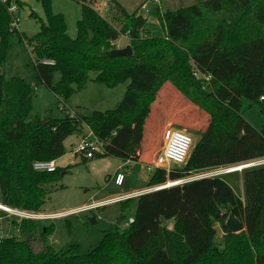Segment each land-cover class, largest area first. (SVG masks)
Wrapping results in <instances>:
<instances>
[{
    "label": "trees",
    "instance_id": "1",
    "mask_svg": "<svg viewBox=\"0 0 264 264\" xmlns=\"http://www.w3.org/2000/svg\"><path fill=\"white\" fill-rule=\"evenodd\" d=\"M73 1L81 14L71 38L63 15L53 13L52 0H36L46 21L41 20L32 37L11 28L8 7L15 3L20 9L23 3L0 0V204L40 214L47 187L66 171H37L32 164L62 157L65 139L83 125L102 144L94 158L139 161L146 119L166 82L205 111L209 121L194 132L198 138L185 164L168 172L155 169L147 188L264 159V125L256 129L243 116L245 101L264 114V0H202L167 10L158 15L164 32L160 37L145 28L138 9L128 13L112 0L123 16L117 29L94 9L98 0ZM119 35L129 38L131 55L109 54ZM23 39L35 56L32 84L4 73L14 42ZM90 72L107 87L128 82L113 109L59 119L32 114L38 86H46L66 105L85 87ZM134 199L120 203L124 208ZM136 199L134 221L122 232L106 233L87 253L76 245L55 251L46 245L52 227L29 218L14 221L20 237L0 235V264H264V164L189 180ZM230 212L243 231L227 228ZM163 219H173V227L163 226ZM215 223L223 232L221 246L215 244ZM34 236L40 250L34 248Z\"/></svg>",
    "mask_w": 264,
    "mask_h": 264
},
{
    "label": "rangeland",
    "instance_id": "2",
    "mask_svg": "<svg viewBox=\"0 0 264 264\" xmlns=\"http://www.w3.org/2000/svg\"><path fill=\"white\" fill-rule=\"evenodd\" d=\"M20 1L23 6L17 12V28L26 37H32L39 31L41 20L46 21L44 11L41 4L37 3L36 0ZM198 1L202 0H158V3L154 0H119L120 3L118 1L117 3L122 4L126 9L122 5L121 7L128 13L138 9V13L146 19L145 28L151 35L160 37L164 32L158 20V15L167 10H175ZM34 4H37L36 7H34ZM142 4L146 5L147 11L141 9ZM51 7L53 13L63 15L68 35L71 38L76 37V22L81 14V6L73 0H52ZM93 7L117 29L122 26L123 16L118 13L116 4L112 0H98ZM105 7L107 12H104ZM32 11L34 16L30 15ZM115 43L116 47L124 48L129 45V38L119 35ZM29 46L26 39H23L21 43L14 42L4 68L6 78L16 76L23 78L30 84L33 83L35 56ZM195 75L198 78L202 77L198 73ZM95 76V73H89V80L85 87L76 91L66 102L68 108L78 114L88 115L93 111H106L116 106L121 100L128 82L119 83L111 88L95 81ZM58 79L59 75L56 74L55 81H58ZM38 87L32 98L33 115H38L42 119L48 117L59 119L67 114L63 104L46 86L41 85ZM243 116L256 129H260L264 125V114L259 111L257 106L248 107L247 101L243 105ZM208 121L209 116L205 111L189 101L170 82H166L159 90L151 106V112L146 119L139 161L124 162L112 156L86 159L81 154L75 153L74 146H77L81 139L89 133L88 127L83 125L80 130L72 133L64 141L65 154L56 160V167L66 171V173L63 172L62 178L58 182L47 187L49 193L42 211L67 210L83 204L120 196L127 192L130 193V191L137 192L151 189L147 186L152 174L146 171L145 164L151 162L162 150L163 129L167 125H171L175 129L185 131L193 139L194 145L198 138L194 132L203 130ZM258 161L264 163V159H261L229 167L213 168L191 178L194 179L211 173L219 174L228 168L250 163L253 166L252 164H256ZM117 172L124 173L125 181L123 185H117L114 182ZM219 175H222V173ZM239 190L241 191L240 187ZM134 198L124 208L120 202H115L96 209L71 213L63 217L34 220H39L43 227H52L46 245L55 251L65 252L70 245H76L81 253H87L101 242L106 233L122 232L127 228L123 224L129 217L134 215L137 197ZM120 214L124 218L120 224H117ZM92 216L96 218L95 223L89 221ZM22 218L24 219V217H17L0 209V235L3 237L17 236L19 238V228L14 224V221L19 222ZM162 224L167 228H172L174 220L163 219ZM215 228L217 231L215 244L221 246L223 232L218 223H215ZM34 245L35 250L41 249L38 236H34Z\"/></svg>",
    "mask_w": 264,
    "mask_h": 264
},
{
    "label": "built area",
    "instance_id": "3",
    "mask_svg": "<svg viewBox=\"0 0 264 264\" xmlns=\"http://www.w3.org/2000/svg\"><path fill=\"white\" fill-rule=\"evenodd\" d=\"M3 1H5V0H3ZM154 2L158 3V0H154ZM141 9H145L147 11L146 5L142 4ZM8 12L13 19L12 24H11V28L18 30L17 24H16V21L18 20V16H17L18 8L15 5V3H12L8 7ZM29 49H31V51H32L31 46H29ZM203 78L206 80L209 79L208 76H204ZM63 108H65L66 113L70 117H74V115L76 113L75 111L71 110L66 105H63ZM162 141H163L162 150L153 158V160L150 163L145 164L146 165V171H148L149 173L154 172L155 169H157V168H163L168 172L172 168V166L184 165L188 156H189V153L192 149V145H193V139L191 138V136L188 133H186L183 130L175 129L172 126H168L163 130ZM101 151H102V144L94 136L93 132L90 129H89V133L81 139L80 143L77 146L74 147V152L81 154L83 156V158H86V159L92 158L94 156L95 152H101ZM257 164H264V163L258 161L256 164L253 163L252 165H257ZM32 166H33L34 170L46 171V172H53L56 168L55 162L53 160H50V161H47V160L34 161ZM229 171H230V168L226 169L225 171H223L221 173L223 174V173H227ZM221 173H219V174H221ZM219 174L211 173L209 175H204V176L212 177V176H217ZM199 177H201V176H199ZM123 180H124V173L117 172L116 177H115V184L122 185ZM189 180H193V178H188L186 180H178V181H181L180 184H182V183L189 181ZM174 182H177V181H174ZM169 183L170 182H167L166 184L156 186V187H153L151 189L144 190V191L126 193V194L116 196V197H113V198H110V199H107V200H104L101 202L85 205L83 207H80L77 210H70V211H66L63 213H59V214H48V215L42 214L41 215V214H34V213H28V212H24V211H20V210H15L12 208H9L8 210H4V209H1V210H4L5 212H8V213H10L14 216H17V217H24V218H29V219L56 218L58 216L63 217V216L69 215L71 213H77V212L87 211L90 209H96V208H99L101 206H104V205H107L110 203L122 202V201L129 199V198L138 197L139 195L146 193L148 191H154V190H158L161 188L169 187L168 186ZM171 183H173V182H171ZM133 221H134V218L129 217L128 220L126 222H124L123 225L125 227H128Z\"/></svg>",
    "mask_w": 264,
    "mask_h": 264
},
{
    "label": "water",
    "instance_id": "4",
    "mask_svg": "<svg viewBox=\"0 0 264 264\" xmlns=\"http://www.w3.org/2000/svg\"><path fill=\"white\" fill-rule=\"evenodd\" d=\"M37 4H34V7H36ZM111 56H129L132 54V49L130 47V45H127L126 47L124 48H115L113 50L110 51L109 53ZM47 121H43V124H45ZM248 167V166H247ZM246 168V167H244ZM232 171H240L238 170L237 168L233 167L232 170H230L229 172H232ZM203 177H206V176H201V177H198V178H195V179H199V178H203ZM193 179V180H195ZM171 183V182H170ZM150 192V191H148ZM147 193V192H146ZM122 217L123 215L120 214L119 217H118V220H117V224H120L121 221H122ZM89 221L91 223H95L96 222V218L95 216H92L89 218ZM227 228L232 232V233H239L241 231L244 230V226L243 224L235 217L234 213L233 212H230L226 222H225Z\"/></svg>",
    "mask_w": 264,
    "mask_h": 264
},
{
    "label": "crops",
    "instance_id": "5",
    "mask_svg": "<svg viewBox=\"0 0 264 264\" xmlns=\"http://www.w3.org/2000/svg\"><path fill=\"white\" fill-rule=\"evenodd\" d=\"M118 2H119V0H117ZM120 3V2H119ZM122 5V4H121ZM123 6V5H122ZM124 7V6H123ZM125 8V7H124ZM106 9V7L104 8V12H107V10H105ZM126 9V8H125ZM79 18H80V16H79ZM78 18V19H79ZM116 41V40H115ZM115 41L113 42V44H116L115 43ZM67 106V105H66ZM68 107V106H67ZM65 146V145H64ZM75 147V146H74ZM74 150V149H73ZM140 158H141V156H140ZM55 162V165H56V160L54 161ZM66 173V172H65ZM116 177V176H115ZM124 181H125V176H124V180H123V183H124ZM114 182H115V179H114ZM123 183H122V185H123ZM134 191H137V190H134ZM130 192H133V191H130ZM127 193H129V192H127ZM108 199H110V198H108ZM104 200H107V199H104ZM104 200H99V201H95V202H92V203H89V204H93V203H97V202H101V201H104ZM45 203H46V201H45ZM45 203H44V205H45ZM89 204H83L82 206H78V207H75V208H70V209H67V210H59V211H48V212H44V211H42L41 212V214H59V213H63V212H66V211H70V210H77V209H79L80 207H83V206H85V205H89ZM44 205L42 206V209H43V207H44ZM134 216V215H133ZM133 216H131V217H133ZM59 217V216H58ZM57 217V218H58ZM50 220V219H49Z\"/></svg>",
    "mask_w": 264,
    "mask_h": 264
},
{
    "label": "bare ground",
    "instance_id": "6",
    "mask_svg": "<svg viewBox=\"0 0 264 264\" xmlns=\"http://www.w3.org/2000/svg\"><path fill=\"white\" fill-rule=\"evenodd\" d=\"M247 166H251V163L243 165V166L235 167V168H237L238 170H241L242 168L247 167ZM232 169H233V167L230 168V170H232ZM180 182L181 181L169 183L168 186L178 185V184H180ZM0 209L8 210L9 208L7 206L0 204Z\"/></svg>",
    "mask_w": 264,
    "mask_h": 264
}]
</instances>
